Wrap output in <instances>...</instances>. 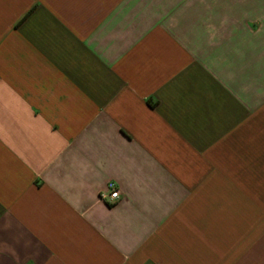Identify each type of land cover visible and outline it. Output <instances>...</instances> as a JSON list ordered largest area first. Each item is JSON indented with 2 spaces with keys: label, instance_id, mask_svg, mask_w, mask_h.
<instances>
[{
  "label": "crops",
  "instance_id": "crops-1",
  "mask_svg": "<svg viewBox=\"0 0 264 264\" xmlns=\"http://www.w3.org/2000/svg\"><path fill=\"white\" fill-rule=\"evenodd\" d=\"M0 264H264V0H0Z\"/></svg>",
  "mask_w": 264,
  "mask_h": 264
},
{
  "label": "built area",
  "instance_id": "built-area-1",
  "mask_svg": "<svg viewBox=\"0 0 264 264\" xmlns=\"http://www.w3.org/2000/svg\"><path fill=\"white\" fill-rule=\"evenodd\" d=\"M121 199V193L119 189L116 187L115 183L110 181L107 184L106 190L100 193V200L115 203Z\"/></svg>",
  "mask_w": 264,
  "mask_h": 264
}]
</instances>
